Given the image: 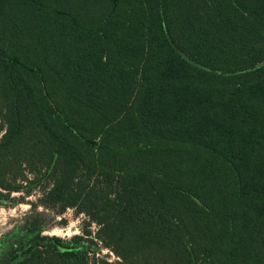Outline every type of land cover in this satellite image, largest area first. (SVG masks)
Masks as SVG:
<instances>
[{
	"label": "trees",
	"instance_id": "trees-1",
	"mask_svg": "<svg viewBox=\"0 0 264 264\" xmlns=\"http://www.w3.org/2000/svg\"><path fill=\"white\" fill-rule=\"evenodd\" d=\"M28 175L125 264H264V0H0V198ZM44 239L7 264H88Z\"/></svg>",
	"mask_w": 264,
	"mask_h": 264
},
{
	"label": "rangeland",
	"instance_id": "rangeland-1",
	"mask_svg": "<svg viewBox=\"0 0 264 264\" xmlns=\"http://www.w3.org/2000/svg\"><path fill=\"white\" fill-rule=\"evenodd\" d=\"M22 190L0 198V264L44 238H58L64 246L78 249L88 264H125L98 235V226L77 208L44 204L47 181L27 176ZM22 259L19 256L18 260Z\"/></svg>",
	"mask_w": 264,
	"mask_h": 264
}]
</instances>
